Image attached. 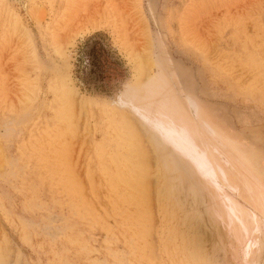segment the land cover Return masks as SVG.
<instances>
[{"label":"rangeland","instance_id":"1","mask_svg":"<svg viewBox=\"0 0 264 264\" xmlns=\"http://www.w3.org/2000/svg\"><path fill=\"white\" fill-rule=\"evenodd\" d=\"M0 264H264V0H0Z\"/></svg>","mask_w":264,"mask_h":264},{"label":"trees","instance_id":"2","mask_svg":"<svg viewBox=\"0 0 264 264\" xmlns=\"http://www.w3.org/2000/svg\"><path fill=\"white\" fill-rule=\"evenodd\" d=\"M92 45V43L89 44V47ZM90 65L94 68H92V73L90 74V81H94L95 85H99L101 82V78H106L107 74L109 73L108 68V62L106 64H103L104 61L101 59L102 54L100 55V52L98 51V44L91 48L90 52ZM89 74V73H88ZM87 74V76H88ZM95 75L96 77H93Z\"/></svg>","mask_w":264,"mask_h":264},{"label":"bare ground","instance_id":"3","mask_svg":"<svg viewBox=\"0 0 264 264\" xmlns=\"http://www.w3.org/2000/svg\"><path fill=\"white\" fill-rule=\"evenodd\" d=\"M131 130H132V129H131ZM135 136H136V135H135ZM135 143H136V140H135ZM135 143H134V144H135ZM130 145H131V144H130ZM135 146H136V145H135ZM136 148L138 149L139 147L136 146ZM140 150H141V149H140ZM143 151H144V150H143ZM137 153H140V152H137ZM135 154H136V153H135ZM141 154H142V153H141ZM141 154H140V155H141ZM136 155H137V154H136ZM140 155H139V156H140ZM141 156H142V155H141ZM137 157H138V156H137ZM139 164L142 165V162L139 163ZM147 176H148V175H147ZM147 178H148V177H147ZM141 182H142V181H141ZM141 184H145V183H141ZM145 185H146V184H145ZM145 188H146V186H145ZM141 211H142V210H141ZM143 226H144V225H143ZM194 253H195V252H194ZM191 256H192V259L195 258V255H194V254H191ZM177 259H178V258H177ZM151 261H152V260H151Z\"/></svg>","mask_w":264,"mask_h":264}]
</instances>
